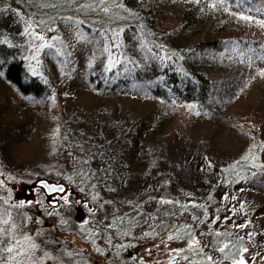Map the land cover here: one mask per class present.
<instances>
[{"label":"rangeland","instance_id":"obj_1","mask_svg":"<svg viewBox=\"0 0 264 264\" xmlns=\"http://www.w3.org/2000/svg\"><path fill=\"white\" fill-rule=\"evenodd\" d=\"M95 1L99 5L95 9L102 11L99 23L95 16H90V22L65 17L45 29L21 16L13 6L0 7V43L13 48L27 70L31 68L30 73L49 87L41 98L23 96L0 78V179L6 181L0 185V197L10 196L13 202L33 201L22 208L33 218L29 228L38 217L43 223L36 227L47 232L44 239L50 236L72 251L83 250L85 257L91 252L92 264L105 262L103 256L91 251L89 241L81 239L78 225L85 220L89 221L85 227H92V221L104 227L109 222L120 223V232L112 238V244L123 248L113 252L101 238L96 239V244L106 254L110 251L111 256L120 250L126 252L134 264H140V257L146 264H168L169 257L175 264H191L183 254L187 239H169L177 230L174 227L189 230L185 225L199 239L203 254L212 260L219 257L213 233L226 228L246 242L243 256L248 264H264V75L259 72L264 60L258 58L264 55L260 47L264 45V26L232 14L243 10L264 18V0H244L239 8L236 0H226L228 12L216 0H207L215 4L211 20L194 32L179 30V13L193 0H156L148 5L138 0L120 2L129 13L124 16L153 24L154 30L148 28L146 37L129 22L119 21L121 16L114 11L112 0ZM105 6L114 10L105 13ZM148 6L154 11L150 17L145 11ZM111 30L117 31L116 37ZM213 31H217L215 35ZM32 32L42 34L45 40L33 37ZM207 39H222L220 47H190ZM41 43L46 46L37 56ZM160 44L180 49L184 66L208 77L210 88L204 103L177 101L170 109L132 96L138 83L136 69L143 71L150 59L170 67L167 55L157 47ZM109 54L121 59L111 74L106 67ZM96 70L98 86L87 79ZM26 80L24 74L22 82ZM157 110L172 117L165 131L151 138L134 119L150 118ZM113 126L117 129L110 136ZM91 142L104 145L107 156L121 159L135 155L130 147L137 150L134 161L119 163V177L102 178L100 188L93 191L75 188L62 177L71 172L69 165L74 161L94 158L98 150L96 146L91 148ZM255 147V161L248 170H240V178L224 174L238 159L254 153ZM37 178L62 181L75 193L67 191L61 196L67 197V204L53 195L58 204L51 206L39 189L32 188L28 195L24 194V187ZM97 192L98 199L105 201L102 208L92 199ZM160 197L179 201L178 208L160 211ZM181 206L184 211H179ZM89 207L93 213H89ZM192 216L198 219L192 220ZM61 218L67 221L64 227L57 223ZM245 220L249 221L245 227H235ZM96 235L101 237L99 232ZM176 248L185 251L178 255L171 251ZM46 250L65 264H82L79 256L63 255L58 243L49 244ZM45 264L56 261L47 260Z\"/></svg>","mask_w":264,"mask_h":264},{"label":"trees","instance_id":"obj_2","mask_svg":"<svg viewBox=\"0 0 264 264\" xmlns=\"http://www.w3.org/2000/svg\"><path fill=\"white\" fill-rule=\"evenodd\" d=\"M124 1L125 0H112L115 10L112 6L107 7L108 9H113L114 11L119 12L117 13L118 16H121V19H119V21L125 23L129 22L130 24L138 28L143 37H146V35H148V28L152 31L154 30L153 24H151L150 21L141 22L139 19L133 16H131L132 19H129V16H124L125 14L129 15V13L125 10V6L124 8L119 7V5L121 3H124ZM138 1L146 2V4L148 5L156 0ZM245 1L253 3L259 0ZM91 4L95 5L96 1L0 0V7H3L5 5L13 6L16 10L19 11L21 16L30 19L31 21L36 23L38 28L41 29L51 28L52 26H55L57 24L59 19L65 17H78L83 22H90V16H95L94 18H97L96 23H99V18H101L99 17V13L102 11L96 10V5L92 9L89 8V5ZM209 5L210 4L207 0L190 1V3L185 6L179 13L180 27L177 26L179 27V30L184 32H194L198 30L203 24L210 21L212 7H210ZM148 7L149 8H146L145 11L147 12L146 14L150 17V15L154 13V11L151 10L150 6ZM108 12L110 13L109 10ZM216 32L217 31H213L212 34L215 35ZM221 40L207 39L199 42L198 44L191 45L190 47L194 48L196 45H199L202 47H208L210 49H218L220 47L219 43L221 42ZM157 47L162 50V52H164L167 57H171V59H167L168 62L171 63V65L169 64L170 67H166V65L158 60L150 59L146 62V64L143 65V71H139V69H136L135 72L137 75L135 79H137L138 83L137 85H135L132 96L142 97L147 101L163 104V106L166 105L170 109L175 107L177 101L184 103H204L206 94L210 88V80L208 79V77L204 73L192 71L184 66L181 57H179L180 49H177L175 47L169 48L164 44L157 45ZM113 71L114 68H112V70L108 73L111 74L113 73ZM24 74L27 78L26 82H22V76ZM98 74L99 70H96L90 72L87 76V79L93 81L96 86L100 85V82L97 79ZM0 78L2 80H5L9 84L14 85V87L18 89V92H20L23 96L27 95L33 96L35 98H41L44 94L48 93L49 90V87L43 84L41 78H39L37 75H33L29 70H27L25 63L22 61V59H19L17 57L13 48L1 43ZM117 84H120V82H118ZM171 117L172 116L169 113L157 110L150 116V118H137L134 119V122L139 123L140 128L144 129V132L147 133L149 137L153 138L161 135L165 131L166 125L169 123ZM116 129V126L111 127L110 130L112 131L110 133L111 135H109L112 136ZM92 146H96L95 151L98 150L96 153H94V158L87 159V165H85L82 160H79L77 162L74 161V163L69 165L72 167L71 172H68L65 176H62L66 180V182L72 184L75 188H88L92 191L95 190L96 187L100 188V182L102 178H110L112 180L116 175L121 173V171L117 172V170H119L120 162H126L128 164V161L132 162L136 159L135 155L137 153V150L134 147H130V149L135 155L130 156L127 160L121 159L117 156H112L110 154L109 156H107L104 152V145L98 146L97 143L91 142V148ZM256 150L257 147H255L254 153L246 156L247 159H238L234 164H232L228 169L224 171V174L228 177L240 178V170H248V168L252 166L251 164L255 161L254 157L256 155ZM85 172L88 173V176H84L83 173ZM157 205L162 212H166L170 209H177L179 206L178 203L167 204L160 202H157ZM135 219V221H137L139 219V216L135 217ZM96 223L100 224L98 222ZM109 224L111 223L109 222ZM118 225H120V223L115 222L113 224V228L111 229H109L108 227H104V230L102 232H99L101 239L104 240L108 237H111L112 239L114 236H116V234L120 232V227ZM95 226L96 225H94L92 221V227H94V229ZM174 228H177V230H174L172 232L173 236L178 231V227ZM217 231L220 232V235H217ZM179 232L183 236L182 239L184 240L190 238V236L194 234L193 232L185 228L180 230ZM197 241L198 244L193 245L191 251L187 249V251L183 253L184 257H188L187 261H189L191 264H203L204 259L202 258V255L200 253L201 245L198 238ZM213 242L215 250L219 253V257L213 260L215 264H232L231 255H225V253L232 254L234 249H243L246 248L247 245L243 238L235 234L232 230L226 228L215 230V232L213 233ZM221 244L224 246L225 253H222L218 250ZM108 252L109 254L104 253L103 256L105 264H134L131 258H129L124 251L120 250L119 253L113 256H111L110 251ZM243 253L244 252H242V255ZM205 263L208 264V262Z\"/></svg>","mask_w":264,"mask_h":264},{"label":"snow or ice","instance_id":"obj_3","mask_svg":"<svg viewBox=\"0 0 264 264\" xmlns=\"http://www.w3.org/2000/svg\"><path fill=\"white\" fill-rule=\"evenodd\" d=\"M244 0H236V6L237 8L242 5ZM101 3H103V0H101ZM216 3H218L220 6L224 7V11L228 12L230 11L229 6L226 5V0H216ZM210 7H214L215 4L210 3ZM5 8H8V5L4 6ZM99 7V5H97ZM120 8H124L123 4L119 5ZM103 11L105 13L108 12V7L105 6L103 8ZM235 16H237L240 19H244L247 21H255L257 24L264 26V18H256L251 15H248L243 10H238L234 13ZM122 32L123 29H120ZM112 36H117L116 30H111ZM25 34H27V29H25ZM32 36L36 37L37 39L44 41L45 37L38 33V32H32ZM4 43H8L7 40L4 41ZM46 45L45 43H41L35 52V55H39V50L41 48H44ZM51 47V45H48ZM113 47H118V45L113 44ZM262 49H264V45H260ZM105 51L107 52L108 49L106 48ZM239 55H243V53H239ZM166 59H171V57H165ZM261 60H264V55H261L258 57ZM123 59V58H122ZM91 63V61H89ZM121 64V59H115L112 54H109V60L106 64V67L109 71L112 70L116 65ZM31 71V68L29 69ZM260 74L264 75V67L259 68ZM35 75V73H33ZM192 107V105H190ZM244 159H247V157H243ZM255 159V157H254ZM82 162L87 165L88 160L82 158ZM83 171V170H82ZM84 176H88V173H83ZM2 175V174H0ZM6 181L4 179H0V185H4ZM42 185H44L45 190L48 192L51 191H63V186L56 185V186H50L47 184L46 181L40 182ZM227 183V181H225ZM225 197L228 196L227 193L224 194ZM99 198V193H96V196L92 197L93 201L97 203L98 207H101L104 205L105 201ZM61 199L64 200V202L67 204L69 201L66 196L61 197ZM0 264H45V261L52 260L56 261V264H65L63 260L59 258V256H53L49 251L46 250L47 246L51 243H58L61 246V249L63 250V255L67 257H74L79 256L81 258L82 264H92L91 261V252L87 257L83 255V250L80 251H72L69 249L62 241H53L52 238L49 236L47 239H44L45 236H47V232L39 227H36L37 224H42L43 221H41L38 217L35 218V224L32 225V228H29V223L33 220L32 217L28 216L24 211H22V208L24 205L32 204L33 201H25L20 200L18 202H13L11 200V197L3 198L0 197ZM160 203H167V204H177L179 201L172 200V199H165L164 197L159 198ZM39 203V202H36ZM52 203H55V201H52ZM106 203L111 204V201H107ZM127 203H131V201H128ZM189 204H196L195 201H188ZM243 203V202H241ZM179 211H184L183 206L179 209ZM94 209L89 207V213H93ZM207 214V210L205 209V215ZM92 219L95 220L96 217L93 215ZM113 219H116L113 217ZM198 218L196 216H192V220H197ZM224 219H227L225 217ZM61 227H64L67 225V221H65L63 218H61L57 222ZM249 221L245 220L243 223L235 225V227L243 228L245 225H247ZM89 221L85 220L81 222L78 227L81 233V239L85 241H89L92 244L91 251H94L95 253L99 254L101 257L104 256L105 249L101 248L99 245L96 244V239H100L101 237L97 236L96 233L102 232L104 230V226L101 224H96L95 231H93L92 227H85V225H88ZM134 226V225H133ZM107 227L109 229L113 228V224H108ZM184 227L189 228V225H185ZM66 230V229H65ZM85 233H88L85 235ZM116 234V233H114ZM125 234L128 236L133 235L130 231H125ZM147 235V234H144ZM151 235L155 236L156 233H151ZM203 235V233L201 234ZM217 235H220V232L217 231ZM249 235H252V233H249ZM183 236L180 234L179 231L174 236H169V239H182ZM105 244L108 248H111L113 252H116L118 249L123 248V245L117 244L113 246L112 239L106 238ZM198 241L195 235H191L190 238L187 239L186 248L191 251L193 245H197ZM220 252L225 253L224 246L221 244L220 248L218 249ZM147 251V249H146ZM171 251L179 254H182L185 251V248H176L172 249ZM247 249H234L232 254L225 253V255H231L232 264H248V261L245 260L244 256L242 255V252H246ZM200 253L202 255V258L208 262V264H215V262L212 260L211 256H207L203 254V249H200ZM185 260L188 259L187 256L184 257ZM140 264H146V262L143 260V257L139 258ZM71 264H76V261H72ZM168 264H175L174 260L169 257L168 258Z\"/></svg>","mask_w":264,"mask_h":264},{"label":"water","instance_id":"obj_4","mask_svg":"<svg viewBox=\"0 0 264 264\" xmlns=\"http://www.w3.org/2000/svg\"><path fill=\"white\" fill-rule=\"evenodd\" d=\"M41 181H46L48 185L50 186H56V185H61L63 186V191H51L48 192L45 190L44 185H42L40 182ZM32 188H36V189H40L43 194L46 196V203L51 205V206H56L58 204V200L57 197L56 198H52L53 195L56 196H62L66 191H69L70 193H75L74 189L71 188L70 186H68L66 183L62 182V181H54L48 178H37L35 179L31 184L26 185L24 187V194L28 195L31 192ZM52 201H55V203H52Z\"/></svg>","mask_w":264,"mask_h":264},{"label":"flooded vegetation","instance_id":"obj_5","mask_svg":"<svg viewBox=\"0 0 264 264\" xmlns=\"http://www.w3.org/2000/svg\"><path fill=\"white\" fill-rule=\"evenodd\" d=\"M39 190H40V189H39ZM40 192L43 194V192H42L41 190H40ZM66 192H67V191H66ZM66 192H65V193H66ZM63 195H64V194H63ZM63 195H62V196H63ZM43 196L45 197V201H46V196H45L44 194H43ZM52 197H55V196H52ZM57 197H61V196H57Z\"/></svg>","mask_w":264,"mask_h":264},{"label":"bare ground","instance_id":"obj_6","mask_svg":"<svg viewBox=\"0 0 264 264\" xmlns=\"http://www.w3.org/2000/svg\"><path fill=\"white\" fill-rule=\"evenodd\" d=\"M69 186V185H68Z\"/></svg>","mask_w":264,"mask_h":264}]
</instances>
